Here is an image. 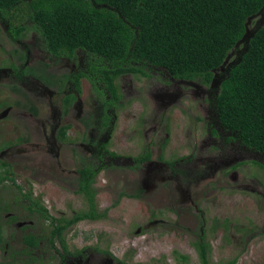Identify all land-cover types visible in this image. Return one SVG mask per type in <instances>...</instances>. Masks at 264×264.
I'll use <instances>...</instances> for the list:
<instances>
[{
  "label": "rangeland",
  "instance_id": "obj_1",
  "mask_svg": "<svg viewBox=\"0 0 264 264\" xmlns=\"http://www.w3.org/2000/svg\"><path fill=\"white\" fill-rule=\"evenodd\" d=\"M259 20L260 14L254 16L248 28L252 29L256 24L259 26L264 19ZM241 49L239 45L237 53ZM234 56L232 53L227 63H232ZM90 67L89 76H92L94 71ZM150 73L149 76L133 78L131 86L128 83L120 87L122 112L119 111L113 141L108 149L133 157L148 150L152 160L159 154L165 160L178 159L177 164L186 165L184 170L190 172L188 178L178 173L180 180H174L176 188H170L171 182H167L164 188H153L143 194L138 182L147 171L131 172L127 162L111 171L100 170L92 186L95 190V209L105 210L106 216L79 221L72 226L64 234L68 249L72 251L81 244L92 246L90 264L107 263L112 256L105 251L132 264L141 261L186 264L178 259L179 254L189 258L187 264H201L193 244L204 237L203 240L211 246L208 260L214 264H222L233 255L237 258L235 264H264V169L250 160L240 162L239 158L226 165L214 164L211 159L218 153L212 151L214 144L206 139V121L202 119L205 115L203 108L209 104L208 100H201L205 92L176 97L167 104L165 114L170 121L164 120L167 122L165 130H160V124L153 132H146L145 128L152 126L146 118L161 103L156 95L162 92L161 88H165L163 85L167 82L165 73ZM124 81L121 79V83ZM89 82L82 79L86 100L94 95V90L98 93L97 86L93 90ZM193 83L200 84L199 81ZM187 87L196 91V86L181 84L182 90ZM143 121L144 126H141ZM136 123L139 125L137 136L130 132ZM142 129L145 131L141 134ZM165 131L169 132L167 137ZM204 138L207 141L202 142ZM35 141L42 145V139L32 142ZM47 154L32 148L30 167L23 160H17L21 166L17 168L16 182L23 189L30 185L32 195L39 197L54 216L63 214L70 217L72 213L86 209L84 197L75 191L76 175L64 174L54 156ZM260 155L253 153L243 159L255 157L262 161ZM206 165L209 167L206 168ZM233 166L235 173L230 172V175L233 174L234 179L224 173ZM76 167L77 164H74L70 168ZM0 196H9L14 200L18 194L9 186L0 190ZM20 245L17 241L12 243L13 247L19 248ZM36 251L37 254L33 252L32 255L38 263L42 258L37 255L42 249ZM54 260L58 261L59 257L55 255ZM77 263L78 259L72 255L64 259V264Z\"/></svg>",
  "mask_w": 264,
  "mask_h": 264
},
{
  "label": "flooded vegetation",
  "instance_id": "obj_2",
  "mask_svg": "<svg viewBox=\"0 0 264 264\" xmlns=\"http://www.w3.org/2000/svg\"><path fill=\"white\" fill-rule=\"evenodd\" d=\"M23 24L25 27L22 30L16 28ZM89 58L91 57L80 49L74 50L71 55L50 52L29 20H26V23L13 22L9 16L0 12V190L11 186L18 194L14 200L9 196H0V264H35L36 259L32 254L33 252L37 254L38 248L42 251H39L41 254L37 256L42 259L36 264H64V259L68 255L77 258V264H90V257L93 254L92 246L86 244H81L72 251L68 249L64 234L79 221L57 232L54 229L57 225L55 220L65 216L52 215L48 206L44 205L39 197L32 195L30 185L23 189L21 184L16 182L17 168L21 166L17 164V160H23L30 167L32 148L43 151L46 156L47 153L54 156L60 171L65 172L64 174H75L76 178L78 169L84 166H90L93 170L99 168L111 171L128 163L131 172L145 170L147 171L145 177L138 182L143 194L153 188H164L167 182H171L170 188H176L174 180H180L177 177L178 173H181V176L190 173L184 170L186 165L177 164L178 159L165 160L159 154L152 160L150 154L148 160H140L138 155L127 156L114 149H108V145L113 141L115 123L122 108L119 89L123 88L124 84L129 83L131 86L132 79L140 75L132 76L131 73L119 75L116 81L120 83L115 81L119 97L114 99L104 87H101L98 93L94 90L89 78L91 68ZM223 71L225 70H213L212 77L215 80L211 86L212 80L206 84L200 77L174 78L160 68L153 70L152 75L165 73L167 82L163 85L165 88H161L162 92L156 95L161 103L156 105L154 113L146 118V122L152 124L145 128L146 132H153L160 124V130H165L167 122L170 121L165 114L168 110L167 104L176 97H189L193 93L197 95L205 92L201 100L202 102L208 100L209 104L203 108L205 115L202 119L206 121L204 125L206 139L214 144L211 147L212 151L218 153L211 159L214 164L226 165L239 158L240 162L250 160L264 169L262 155H260L262 161L255 157L243 159L249 154L259 152L243 144L237 132L226 129L218 119L213 98ZM80 72L84 75L78 79V89L76 78ZM82 79L90 81L93 87L94 95L90 96L91 100L84 99ZM121 79L126 81L121 83ZM194 81H199L200 84L195 85ZM181 84L196 86V91L191 90V87L182 90ZM67 98H70V104L65 108ZM142 125L144 126V121ZM145 129H142L141 134ZM130 132L138 135V123ZM168 134L169 132L165 131L166 137ZM40 139L42 145L38 141L32 142ZM206 139H202V142L207 141ZM66 151L70 154L67 155ZM74 164H77V167L70 168ZM234 167L228 172L223 171L232 179L235 177L233 174L230 175V172L235 173ZM201 231L204 234L203 229ZM203 238L201 237L200 241ZM14 241L20 243L21 247H13ZM205 243L206 248H209L207 264H214L208 260L211 246L207 241ZM193 247L198 258L196 245L193 244ZM105 252L112 256L105 264H132L124 258H116L108 251ZM54 254L59 257L58 261L57 258L54 260ZM236 259L233 255L222 264H235ZM182 262L189 263L188 260ZM134 264L153 263L141 261Z\"/></svg>",
  "mask_w": 264,
  "mask_h": 264
},
{
  "label": "trees",
  "instance_id": "obj_3",
  "mask_svg": "<svg viewBox=\"0 0 264 264\" xmlns=\"http://www.w3.org/2000/svg\"><path fill=\"white\" fill-rule=\"evenodd\" d=\"M263 6L264 0H0V12L13 22L29 20L50 52L71 55L80 49L89 55L92 85L98 91L106 88L114 99L119 97L115 81L124 73L149 76L160 68L174 78L200 77L208 84L233 51L213 105L221 124L264 157V23L250 29L247 48L237 53L235 47L247 18L260 9L264 14ZM83 75H77L78 89ZM69 104L67 98L65 108ZM138 157L148 160L150 152ZM99 171L78 169L75 191L87 208L54 219L57 232L73 222L106 216L105 210L95 209L92 184ZM195 245L200 263L207 264V243L202 239ZM178 259L188 257L179 254Z\"/></svg>",
  "mask_w": 264,
  "mask_h": 264
},
{
  "label": "water",
  "instance_id": "obj_4",
  "mask_svg": "<svg viewBox=\"0 0 264 264\" xmlns=\"http://www.w3.org/2000/svg\"><path fill=\"white\" fill-rule=\"evenodd\" d=\"M263 8H264V6H263ZM261 10L262 9H260L256 14H254V15H251V16H249L248 18H247V21L245 22V32H244V34L241 36V38L236 42V44H235V47H237V46H239L240 44H245L246 46L243 48L242 47V49H245V48H247V46H248V42H249V39H250V37L251 36H253V32H250V29L248 28V24L251 22V20H252V18H254V16H256V15H258V14H260V12H261ZM261 18H263L264 19V14H260V20H261ZM259 20V21H260ZM262 22H261V24L262 23H264L263 21L264 20H261ZM260 24V25H261ZM242 49L240 50V51H242ZM233 53V51H231L229 54H227V56L225 57V59L223 60V62H222V64L218 67V69H220V70H223L224 68H223V66L227 63V61H228V59H229V57H230V55ZM231 63V62H230ZM229 63V64H230ZM214 77L212 78V81H211V86H213V84H214Z\"/></svg>",
  "mask_w": 264,
  "mask_h": 264
}]
</instances>
